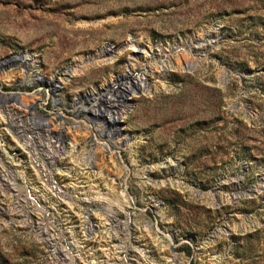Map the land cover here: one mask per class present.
<instances>
[{
    "label": "rangeland",
    "instance_id": "374dc122",
    "mask_svg": "<svg viewBox=\"0 0 264 264\" xmlns=\"http://www.w3.org/2000/svg\"><path fill=\"white\" fill-rule=\"evenodd\" d=\"M0 264H264V0H0Z\"/></svg>",
    "mask_w": 264,
    "mask_h": 264
},
{
    "label": "bare ground",
    "instance_id": "6f19581e",
    "mask_svg": "<svg viewBox=\"0 0 264 264\" xmlns=\"http://www.w3.org/2000/svg\"><path fill=\"white\" fill-rule=\"evenodd\" d=\"M109 46H105L104 48H102V51H106V50H108L109 48H108ZM139 51L140 52H143L144 50H141V49H139ZM99 54H101V51H99L98 52ZM22 59H24V60H26V61H29V59H30V56H23L22 57ZM80 59V58H79ZM86 60V59H85ZM85 60H79V64H76L75 66H76V68L74 67V65L73 66H69V67H65V68H62V69H60L59 71H58V74H57V76L55 77V84L58 82V80H57V78L59 77V76H62V77H64V74H73V73H75V72H77L79 69H80V67H83V65H80V63H82V62H84ZM131 73V72H130ZM35 75H36V73H34ZM37 76H38V74H37ZM40 78V77H39ZM135 80V79H134ZM48 81V80H47ZM50 80L47 82V83H49L50 84ZM147 84V83H146ZM145 77L144 76H142V77H139V79L138 80H136V81H133L132 83H131V85L130 86H128V87H126V89H125V91L126 92H128V91H132V89H134V88H140L141 86L142 87H145ZM56 87V85L54 86V88ZM123 91V90H122ZM12 96H14V95H12ZM120 107H126L125 105H120Z\"/></svg>",
    "mask_w": 264,
    "mask_h": 264
},
{
    "label": "trees",
    "instance_id": "16d2710c",
    "mask_svg": "<svg viewBox=\"0 0 264 264\" xmlns=\"http://www.w3.org/2000/svg\"><path fill=\"white\" fill-rule=\"evenodd\" d=\"M185 248H188V246H186Z\"/></svg>",
    "mask_w": 264,
    "mask_h": 264
}]
</instances>
